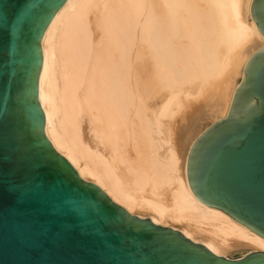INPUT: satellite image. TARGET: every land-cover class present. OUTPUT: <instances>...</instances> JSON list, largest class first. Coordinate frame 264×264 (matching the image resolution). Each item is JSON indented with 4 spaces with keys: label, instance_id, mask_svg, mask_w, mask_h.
Instances as JSON below:
<instances>
[{
    "label": "bare ground",
    "instance_id": "bare-ground-1",
    "mask_svg": "<svg viewBox=\"0 0 264 264\" xmlns=\"http://www.w3.org/2000/svg\"><path fill=\"white\" fill-rule=\"evenodd\" d=\"M251 1L67 0L41 41L38 100L53 148L129 214L228 259L264 253V239L200 203L185 167L264 49ZM186 112L198 115L180 128Z\"/></svg>",
    "mask_w": 264,
    "mask_h": 264
},
{
    "label": "water",
    "instance_id": "water-1",
    "mask_svg": "<svg viewBox=\"0 0 264 264\" xmlns=\"http://www.w3.org/2000/svg\"><path fill=\"white\" fill-rule=\"evenodd\" d=\"M66 1L0 0V264H264L263 252L220 257L129 214L53 148L38 100L41 41ZM250 15L264 38V0ZM185 168L200 203L264 239V49Z\"/></svg>",
    "mask_w": 264,
    "mask_h": 264
},
{
    "label": "rangeland",
    "instance_id": "rangeland-1",
    "mask_svg": "<svg viewBox=\"0 0 264 264\" xmlns=\"http://www.w3.org/2000/svg\"><path fill=\"white\" fill-rule=\"evenodd\" d=\"M196 115H198V114H196V113H190V114H187V112L186 113H183L180 117H179V119H178V121H179V125H180V128H181V126H182V128L184 127V128H188V127H190L191 125H193V123H195V118L197 117ZM191 119V120H190ZM205 122H202V124H204ZM191 124V125H190ZM179 125H178V127H179ZM187 126V127H186ZM178 133L180 134V132L178 131V129H177V131H176V138L178 139L179 138V136H178ZM182 140H183V138L182 137H180ZM180 141V140H179ZM182 143V142H181ZM140 215H142V216H144V218H148V214L147 213H142V212H140L139 213ZM147 214V215H146ZM137 216V215H136ZM171 225H173V224H171ZM174 226H176V227H180V225H174ZM252 251H246L243 255H241V256H246V255H248L249 253H251ZM239 253H234V254H232L231 256H230V258L231 259H234V258H237V257H239Z\"/></svg>",
    "mask_w": 264,
    "mask_h": 264
}]
</instances>
